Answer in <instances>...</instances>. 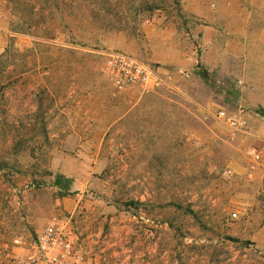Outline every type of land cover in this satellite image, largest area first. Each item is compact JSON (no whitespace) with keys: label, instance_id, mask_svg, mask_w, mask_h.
Listing matches in <instances>:
<instances>
[{"label":"rangeland","instance_id":"1","mask_svg":"<svg viewBox=\"0 0 264 264\" xmlns=\"http://www.w3.org/2000/svg\"><path fill=\"white\" fill-rule=\"evenodd\" d=\"M262 43L264 0H0V264L50 220L89 264H264V184L243 137L203 115L261 85L220 48L255 71ZM106 49L174 86L117 91ZM86 113L110 128L74 129ZM140 149L155 176H137Z\"/></svg>","mask_w":264,"mask_h":264},{"label":"built area","instance_id":"2","mask_svg":"<svg viewBox=\"0 0 264 264\" xmlns=\"http://www.w3.org/2000/svg\"><path fill=\"white\" fill-rule=\"evenodd\" d=\"M103 56L101 71L107 74L117 91L138 88L142 91L160 86L162 83L172 85L166 77L155 70L151 65L137 56L114 49L96 51ZM166 75V74H165ZM189 75V74H186ZM171 78V75L168 76ZM243 84V81H239ZM174 88V87H173ZM204 118H213L227 125L234 134H250L246 119L243 116L232 114L225 108H203ZM251 157L248 176L253 178L256 171L264 165V152L257 146L249 149ZM235 171L226 170L228 176ZM261 181L264 184V172ZM237 216V212L233 213ZM17 245L23 244L21 238L14 241ZM13 264H89L82 249L78 247L70 231L56 220L48 221L38 232L36 238L27 243L24 253L14 257Z\"/></svg>","mask_w":264,"mask_h":264},{"label":"crops","instance_id":"3","mask_svg":"<svg viewBox=\"0 0 264 264\" xmlns=\"http://www.w3.org/2000/svg\"><path fill=\"white\" fill-rule=\"evenodd\" d=\"M250 45V44H248ZM264 47V43L262 45ZM221 57L222 58H231L234 61L235 69L240 70L241 77L245 80V82L253 84L260 82L261 85L258 86L259 90L256 92H250L248 89L245 93H240L236 97V111L234 114L243 116L246 119L248 128L251 130L250 134H232V139H240L243 137V140L246 141V146L250 149L252 146H257L258 148L262 149L264 152V54L259 58V65L256 66V70H251V67L247 59L244 61L243 57H241L238 53H236L233 48H225L221 47ZM249 49V48H248ZM220 57V58H221ZM239 61H241V66H239ZM244 61V63H243ZM233 67V66H231ZM231 75L236 74L234 69L230 70ZM254 72L255 76H251V73ZM243 81V80H242ZM244 83V82H243ZM244 94L246 97H244ZM87 114V113H86ZM127 111L125 112V115ZM80 113H77L79 116ZM88 118L80 117L78 120H74V129L77 130H101V129H109L110 125L100 121V118L96 117L93 114H87ZM86 119V120H85ZM83 140V139H82ZM84 143V142H83ZM86 144H93V138H87L85 141ZM172 144L174 141L172 140ZM136 146H153L154 144H158L157 138H145L144 140H138ZM245 145V144H244ZM140 153V154H139ZM148 154V155H147ZM153 150L147 152L145 149L136 150L135 156V170L138 177H153L159 170V166L156 164L157 161L153 158ZM238 159V158H237ZM238 161V160H237ZM264 172V165H262L257 171L256 176L259 180L262 179V175Z\"/></svg>","mask_w":264,"mask_h":264}]
</instances>
